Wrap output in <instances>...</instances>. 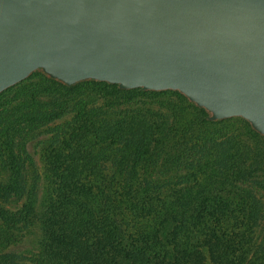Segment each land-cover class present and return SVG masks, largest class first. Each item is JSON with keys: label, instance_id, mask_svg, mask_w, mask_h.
Wrapping results in <instances>:
<instances>
[{"label": "trees", "instance_id": "16d2710c", "mask_svg": "<svg viewBox=\"0 0 264 264\" xmlns=\"http://www.w3.org/2000/svg\"><path fill=\"white\" fill-rule=\"evenodd\" d=\"M55 122L39 173L25 140ZM260 191L264 138L178 92L33 73L0 94V264H264Z\"/></svg>", "mask_w": 264, "mask_h": 264}, {"label": "water", "instance_id": "95a60500", "mask_svg": "<svg viewBox=\"0 0 264 264\" xmlns=\"http://www.w3.org/2000/svg\"><path fill=\"white\" fill-rule=\"evenodd\" d=\"M33 73L178 92L264 138V0H0V94Z\"/></svg>", "mask_w": 264, "mask_h": 264}, {"label": "rangeland", "instance_id": "374dc122", "mask_svg": "<svg viewBox=\"0 0 264 264\" xmlns=\"http://www.w3.org/2000/svg\"><path fill=\"white\" fill-rule=\"evenodd\" d=\"M149 101L148 99H145ZM149 106V105H148ZM154 108V106H152ZM220 135H224L226 131L218 127ZM59 131L58 122L51 124L50 126L43 127L39 130H34L27 135V139L25 140V150L27 154V164H33L37 170L41 168V161H40V149L43 141L50 135H54ZM185 167V165H184ZM258 196L264 200V193L258 192ZM264 238V226L260 229L257 233L258 241H261ZM34 245V236L32 234H26L24 239H22L21 243L11 246L8 251L18 254V255H27L29 252L33 251Z\"/></svg>", "mask_w": 264, "mask_h": 264}]
</instances>
